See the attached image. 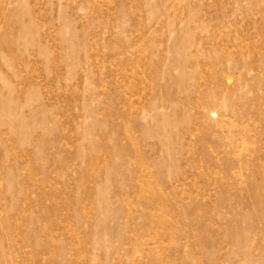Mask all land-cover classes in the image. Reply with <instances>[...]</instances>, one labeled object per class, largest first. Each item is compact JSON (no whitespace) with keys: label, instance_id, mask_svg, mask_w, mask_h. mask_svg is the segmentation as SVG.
Instances as JSON below:
<instances>
[{"label":"rangeland","instance_id":"rangeland-1","mask_svg":"<svg viewBox=\"0 0 264 264\" xmlns=\"http://www.w3.org/2000/svg\"><path fill=\"white\" fill-rule=\"evenodd\" d=\"M0 264H264V0H0Z\"/></svg>","mask_w":264,"mask_h":264}]
</instances>
